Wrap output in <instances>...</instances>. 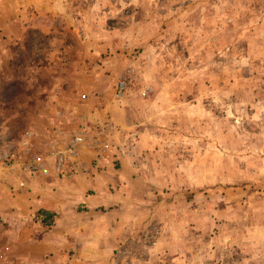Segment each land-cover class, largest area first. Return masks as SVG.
<instances>
[{"label": "rangeland", "instance_id": "rangeland-1", "mask_svg": "<svg viewBox=\"0 0 264 264\" xmlns=\"http://www.w3.org/2000/svg\"><path fill=\"white\" fill-rule=\"evenodd\" d=\"M0 264H264V0H0Z\"/></svg>", "mask_w": 264, "mask_h": 264}, {"label": "built area", "instance_id": "built-area-1", "mask_svg": "<svg viewBox=\"0 0 264 264\" xmlns=\"http://www.w3.org/2000/svg\"><path fill=\"white\" fill-rule=\"evenodd\" d=\"M81 140H82V136L77 135L75 139H73L72 142L69 143V148H68L69 154L76 155V150L78 149L79 145H82Z\"/></svg>", "mask_w": 264, "mask_h": 264}, {"label": "crops", "instance_id": "crops-1", "mask_svg": "<svg viewBox=\"0 0 264 264\" xmlns=\"http://www.w3.org/2000/svg\"><path fill=\"white\" fill-rule=\"evenodd\" d=\"M75 178H77V180H78L79 182H81V180H82L83 178L85 179V178H87V177H86L85 174H82V175L79 174V175H75ZM91 178H92V176H91ZM91 178H90V179H91ZM91 184H92V183H91Z\"/></svg>", "mask_w": 264, "mask_h": 264}]
</instances>
